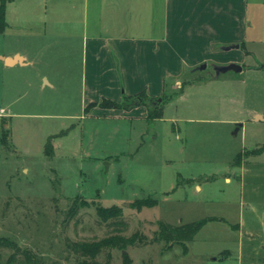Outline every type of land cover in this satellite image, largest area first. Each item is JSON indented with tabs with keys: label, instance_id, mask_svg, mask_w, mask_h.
<instances>
[{
	"label": "rangeland",
	"instance_id": "obj_1",
	"mask_svg": "<svg viewBox=\"0 0 264 264\" xmlns=\"http://www.w3.org/2000/svg\"><path fill=\"white\" fill-rule=\"evenodd\" d=\"M65 1L9 0L8 19L37 22L22 25L29 34L50 30L69 10ZM242 5L247 32L241 47L226 51L239 43L217 42L205 70H196L205 62L181 66L178 75L174 63L181 57L174 58L161 73L156 100H162L163 118L154 121L147 119L149 102L130 110L103 108L106 98L90 102V90L82 93L74 80L54 91L30 88L29 97L19 98L27 87L0 71L1 261L29 251L46 264H81L80 243L137 235L134 245L106 247L96 260L264 264V154L233 166L237 154L264 143V122L253 121L255 114L264 117V0ZM13 27L0 37V49L24 43L14 37L23 31ZM49 59L41 61L47 72ZM233 59L242 72L212 77V65ZM142 85L143 98H151L154 81ZM138 109L145 110L143 119ZM49 142L52 156L46 154ZM80 198L92 206L72 210ZM143 199L156 205L136 209ZM94 205L117 206L122 216L103 221ZM207 217L223 221L207 223L187 248L154 241L160 222L179 226Z\"/></svg>",
	"mask_w": 264,
	"mask_h": 264
},
{
	"label": "crops",
	"instance_id": "obj_2",
	"mask_svg": "<svg viewBox=\"0 0 264 264\" xmlns=\"http://www.w3.org/2000/svg\"><path fill=\"white\" fill-rule=\"evenodd\" d=\"M243 1L81 0L83 5L74 11L80 1L66 0L64 7L71 11L63 10L50 30L34 34L22 25L38 23L10 22L7 7V28L0 37L6 36L12 23L23 31L14 37L24 43L0 49V71L27 87L19 98L29 97L30 88L54 91L74 80L82 93L90 90V102L98 97L120 102L125 94L140 93L145 80H153L157 89L148 96L156 99L162 92L161 73L168 72L174 58L181 57L174 63L178 75L181 66L213 60L217 42L241 47L247 32ZM46 55L51 57L48 72L41 66ZM62 69L64 75L59 72ZM138 113L139 119L147 115L141 109Z\"/></svg>",
	"mask_w": 264,
	"mask_h": 264
},
{
	"label": "trees",
	"instance_id": "obj_3",
	"mask_svg": "<svg viewBox=\"0 0 264 264\" xmlns=\"http://www.w3.org/2000/svg\"><path fill=\"white\" fill-rule=\"evenodd\" d=\"M9 0H1L0 2V34L3 33L7 28L6 22V11H7V3ZM204 81V79H198L196 82ZM146 96L145 93H140L137 95L125 97L126 99L122 102H116L110 99H104L100 106L103 108L109 109H123L130 110L135 107H139L141 105L149 102L151 104V108L148 110L149 120H157L163 118V110L160 106H157L156 99L152 98H143ZM2 141L6 142V135H3ZM46 154L49 156L53 155V146L51 142L47 144ZM264 154V143L254 149L245 150L244 152H240L234 159L233 166L242 167L244 162L252 157H258ZM156 205L155 201H150V199L137 200L134 203L136 209L141 210L145 206H154ZM92 206V204L86 200L77 199L75 204L72 207L74 208H87ZM96 210L97 215L103 221H109L111 219H117L122 216V211L117 206L112 207H103L99 205L93 206ZM212 221H223L222 219L216 217H207L195 222H191L188 224H183L179 226H173L164 222L159 223V229L155 232L154 241L155 242H164L167 244L169 248L174 247L175 245H182L187 248V244L192 242L197 234L202 230V228L209 222ZM137 240V235H133L131 238L124 237H108L98 242H84L80 243L77 249L80 251L82 256L85 258L81 264H110V262H99L96 260L97 256L100 252L106 247H120L125 248L128 245H134ZM6 245H11L9 241H6ZM24 254L22 258H19V255L13 254L6 261H1L0 264H46L43 262L41 258H39L36 254H33L29 251L23 252ZM90 259L89 261H86Z\"/></svg>",
	"mask_w": 264,
	"mask_h": 264
},
{
	"label": "water",
	"instance_id": "obj_4",
	"mask_svg": "<svg viewBox=\"0 0 264 264\" xmlns=\"http://www.w3.org/2000/svg\"><path fill=\"white\" fill-rule=\"evenodd\" d=\"M240 48V44H237V45H231L229 47H224L223 49L226 50V51H229L231 49H239ZM207 63H204L203 65L199 66L196 70H205L207 68ZM213 67V71H214V75L212 76L213 78H219L222 74L224 73H227L229 71H234V72H242L243 71V67L242 65L238 64V63H229L227 65H217V64H214L212 65ZM162 100L159 99V100H156V102H161ZM253 121H263L264 122V117L260 114H257L253 117ZM239 130V127L238 129L236 130V132Z\"/></svg>",
	"mask_w": 264,
	"mask_h": 264
},
{
	"label": "flooded vegetation",
	"instance_id": "obj_5",
	"mask_svg": "<svg viewBox=\"0 0 264 264\" xmlns=\"http://www.w3.org/2000/svg\"><path fill=\"white\" fill-rule=\"evenodd\" d=\"M243 67V66H242Z\"/></svg>",
	"mask_w": 264,
	"mask_h": 264
}]
</instances>
